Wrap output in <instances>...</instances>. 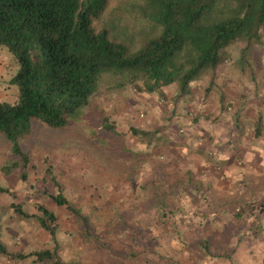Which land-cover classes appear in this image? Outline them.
Returning <instances> with one entry per match:
<instances>
[{
  "label": "rangeland",
  "instance_id": "374dc122",
  "mask_svg": "<svg viewBox=\"0 0 264 264\" xmlns=\"http://www.w3.org/2000/svg\"><path fill=\"white\" fill-rule=\"evenodd\" d=\"M138 5V0H111L96 29L139 47L150 32ZM243 47L231 46L227 62L192 83L191 94L181 99L174 85L164 88V95L147 94L139 91L140 85L120 88L118 78L103 75L96 94L69 116L66 129L32 120L33 134L22 144L31 155L27 182L19 171L2 172L10 144L0 135V185L11 192L0 194V243L5 250H49L62 262L79 264H264V66L254 64L251 56L238 80L244 98L254 105L236 154L253 151L255 165L261 167L238 157L226 205L222 195L215 206L211 193L199 191L204 183L194 168L193 138L183 134L199 120L201 103H209L211 93L222 87L220 74L227 68L239 71ZM259 57L264 64V54ZM17 71L14 57L0 47V103L17 102L18 88L11 84ZM105 120L116 134L103 130ZM131 128L158 130L162 139L150 145L132 136ZM60 193L89 217L99 243L84 235L65 207L54 203L52 197ZM16 205L35 217L18 215ZM40 206L58 218L55 241L39 225ZM208 206L217 216L215 224L209 223ZM219 211H226L227 222L218 221ZM0 264L38 263H13L0 253Z\"/></svg>",
  "mask_w": 264,
  "mask_h": 264
},
{
  "label": "trees",
  "instance_id": "16d2710c",
  "mask_svg": "<svg viewBox=\"0 0 264 264\" xmlns=\"http://www.w3.org/2000/svg\"><path fill=\"white\" fill-rule=\"evenodd\" d=\"M138 1L150 33L135 47L96 29L111 0H0V47L18 64L11 84L19 92L17 102L0 103V135L10 144L5 175L19 171L23 182L29 180L31 155L22 144L33 134L32 120L66 129L69 116L89 104L105 74L118 78L120 88L140 85L147 94L164 95L162 90L174 85L181 99L191 94L192 83L230 58L228 50L236 43L244 44L238 62L250 63L254 56L253 63L264 66L259 57L264 54V0ZM101 124L116 134L106 120ZM130 133L150 145L162 139L158 130L131 128ZM0 194L11 192L0 185ZM52 199L99 243L89 217L61 193ZM14 209L26 219L35 217L20 205ZM38 211L40 227L55 241L57 216L43 206ZM0 253L13 263L79 264L62 262L49 250L13 254L1 243Z\"/></svg>",
  "mask_w": 264,
  "mask_h": 264
},
{
  "label": "crops",
  "instance_id": "0c3cea01",
  "mask_svg": "<svg viewBox=\"0 0 264 264\" xmlns=\"http://www.w3.org/2000/svg\"><path fill=\"white\" fill-rule=\"evenodd\" d=\"M238 68L239 71L236 73L229 71V68H227L225 74H220L218 80L222 87L219 86L220 88L211 93L209 103L205 105L201 103L197 110L200 118L193 128H183V134L193 138L194 168L198 172V177L204 183L199 191L211 193L214 198L212 203L215 202V206L218 194L222 195L223 205H226L227 195H230L231 183L235 176L233 168L236 166L235 161H238V157L240 161H243L241 158L244 157V162L251 166L255 165V158L257 157L251 153L253 151L244 155L240 154V156L236 154L239 152V148L243 147L240 143L241 129L244 121L248 120V110L254 105L253 101H247L244 98V89H242V84L238 83V80L244 74L240 62H238ZM223 71L225 70L223 69ZM186 153V150H184V157L187 155ZM261 155L264 158V152H261ZM258 165H255V167H261ZM236 174L238 179L242 177L241 173L236 172ZM220 208L225 210L227 206L220 204ZM212 209L211 207L208 208V220H211L209 223L215 224L217 216ZM226 211L223 213L219 211V214H222V217L220 216L218 220L219 222H227ZM199 219L204 221L205 218L200 216Z\"/></svg>",
  "mask_w": 264,
  "mask_h": 264
}]
</instances>
